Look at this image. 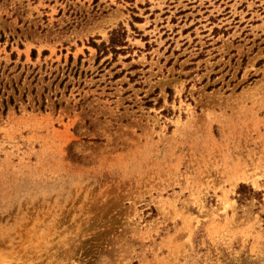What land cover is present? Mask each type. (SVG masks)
Returning a JSON list of instances; mask_svg holds the SVG:
<instances>
[{"label": "rangeland", "instance_id": "374dc122", "mask_svg": "<svg viewBox=\"0 0 264 264\" xmlns=\"http://www.w3.org/2000/svg\"><path fill=\"white\" fill-rule=\"evenodd\" d=\"M263 159L264 0H0V264H264Z\"/></svg>", "mask_w": 264, "mask_h": 264}, {"label": "trees", "instance_id": "16d2710c", "mask_svg": "<svg viewBox=\"0 0 264 264\" xmlns=\"http://www.w3.org/2000/svg\"><path fill=\"white\" fill-rule=\"evenodd\" d=\"M125 35H126V31L124 27L119 25V27L112 29L107 43L105 41H101L99 44H97L91 40L90 45L93 46L97 50L96 63H98L101 57L106 56L109 53H112L113 56L111 60H108V59L105 60V63L110 64L112 61H115L116 54L120 52H125L129 46L127 42L125 41ZM123 46H127V48H122ZM80 59H81V56L78 57V61ZM71 60H72V57L70 56L69 61ZM254 78L255 76H252L249 80L251 81Z\"/></svg>", "mask_w": 264, "mask_h": 264}, {"label": "bare ground", "instance_id": "6f19581e", "mask_svg": "<svg viewBox=\"0 0 264 264\" xmlns=\"http://www.w3.org/2000/svg\"><path fill=\"white\" fill-rule=\"evenodd\" d=\"M264 160V159H263Z\"/></svg>", "mask_w": 264, "mask_h": 264}]
</instances>
